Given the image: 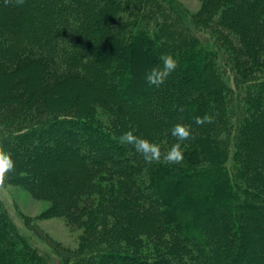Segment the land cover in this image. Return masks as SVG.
<instances>
[{
	"label": "trees",
	"instance_id": "16d2710c",
	"mask_svg": "<svg viewBox=\"0 0 264 264\" xmlns=\"http://www.w3.org/2000/svg\"><path fill=\"white\" fill-rule=\"evenodd\" d=\"M95 1L0 0V73L10 78L0 107L40 102L45 113H70L37 124L23 149L2 139L19 160L16 181L50 203V216L85 229L79 256L52 250L56 264H264V0H202L196 17H210L227 60L175 0ZM98 8L105 13L95 17ZM152 40L151 65L162 54L179 61L180 76L159 88L135 81L150 65L144 57L121 60ZM52 63L69 72L50 82ZM75 82L92 96L55 94ZM51 93L71 105L49 107ZM100 104L118 129L97 120ZM206 114L212 123L195 124ZM178 123L195 137L183 142L179 165L146 164L119 142L133 130L166 152ZM0 264H53L1 200Z\"/></svg>",
	"mask_w": 264,
	"mask_h": 264
},
{
	"label": "rangeland",
	"instance_id": "374dc122",
	"mask_svg": "<svg viewBox=\"0 0 264 264\" xmlns=\"http://www.w3.org/2000/svg\"><path fill=\"white\" fill-rule=\"evenodd\" d=\"M102 1V3H100ZM105 1V0H104ZM176 3L183 7V10L189 16L190 20L194 21L195 24L200 25L203 29L208 31L211 21L208 20L210 17H204L202 20L197 18V14L202 9V0H175ZM96 4L102 5L103 0H96ZM85 4V2H84ZM85 7V6H84ZM132 8V7H131ZM85 9V8H84ZM105 13V8H98L95 12L98 17L102 16ZM94 14V13H93ZM91 14L89 15V17ZM93 16V19H95ZM193 23V22H192ZM204 25V26H202ZM175 40L182 38L181 30L178 26L173 27ZM210 31V32H209ZM209 37L217 42V46L220 47V40L219 36L209 29ZM180 33V34H179ZM171 44H176L174 41H170ZM156 42L151 41L143 52H134L129 53L128 56L126 53L122 54V59L124 61H129L140 58H145L146 62H148L149 67L146 69V73L149 71L150 68L154 67L155 64L151 65L153 62V57L150 56V51L155 47ZM221 49V47H220ZM28 50V49H27ZM222 53L225 55L224 59H230V52L226 51L224 48L221 49ZM53 65L50 66V73L48 79H51L50 82H55L59 80L65 75V72H69V67H66V64L61 65L59 63H52ZM77 67H75L76 70ZM264 65L260 66L259 69H263ZM178 71V68L176 69ZM258 70L252 69L249 73L257 72ZM62 73V74H61ZM145 73V75H146ZM50 74H53L54 77H51ZM176 74V73H175ZM145 75L143 78H135L137 82H146ZM170 76L173 78L179 77V73L174 75L172 73ZM9 77L3 76L0 73V87L3 83H7L9 81ZM147 83V82H146ZM20 90V86L17 87L16 91ZM80 92L79 97H82V92H84L83 97H91L93 89L91 87H87L82 82H75V83H68L62 86H59V90L57 93L67 92L70 93V96H74L76 92ZM135 93H131L135 95ZM87 95V96H86ZM133 97V96H132ZM70 98V97H69ZM78 101V99H77ZM49 107L53 109H62L66 106H70L69 100L67 97H63L57 99L54 96V93L49 95L48 99ZM87 104L84 101H80L79 106L84 108ZM99 117L97 120L105 123V124H113L117 129L119 118L116 117L113 113L110 114L107 108L100 104L99 107ZM70 113H63V114H56V113H45L42 109V106L39 103L35 105L28 106L25 102L17 105H8V106H1L0 107V141L6 137H10V143L19 144L21 149L27 147L29 145L28 140H23L22 137L30 134L32 131H35L37 128L35 127L37 124L41 122L48 121L53 118H57L60 115H65ZM35 127V128H34ZM32 142H38L37 140H33ZM8 143L9 142H4ZM71 144L70 146H72ZM6 152L10 153L12 159L15 161V169L12 172H9L7 178L4 182V186L0 187V200L4 204L10 218L16 224L19 232L25 236L32 246L36 247L39 252L47 257L51 263L56 264L57 259L55 258V254L52 250L56 252L63 253L65 256L77 258L79 254L77 253L78 249L80 248L81 242L83 241L84 236V228H78L75 226H70L62 217L49 215L48 212L50 211V203L46 200L37 199L31 192L28 191V188L24 185L19 184L16 181V176L20 173L21 167L20 163L17 164L19 161L17 157L13 154L12 150L9 148L8 145H3ZM210 188V187H209ZM227 198H224V201ZM211 213V209L206 211L208 215ZM115 216L107 215L106 219H112ZM119 219V218H118ZM116 221V220H115ZM258 227L261 228L262 222L257 223ZM251 254L248 255V257Z\"/></svg>",
	"mask_w": 264,
	"mask_h": 264
},
{
	"label": "clouds",
	"instance_id": "9594fccd",
	"mask_svg": "<svg viewBox=\"0 0 264 264\" xmlns=\"http://www.w3.org/2000/svg\"><path fill=\"white\" fill-rule=\"evenodd\" d=\"M23 6L25 0H4V5ZM160 64L152 67L145 75L146 82L149 86L159 88L162 86L168 77L176 71L179 66V61L172 54H162L160 56ZM183 111V109H180ZM212 115L195 116L194 122L197 125L213 122ZM171 136L176 139V143L166 151H162L160 144L150 141L146 138L137 136L133 130L124 132L119 142L121 144L131 145L137 153H139L146 164H164V165H179L184 160V149L182 144L185 141L194 139L191 126L184 124H176L171 128ZM15 161L10 153L6 152L3 142L0 141V187L4 186V182L9 172L14 171Z\"/></svg>",
	"mask_w": 264,
	"mask_h": 264
}]
</instances>
